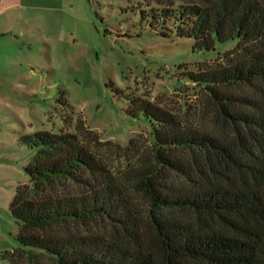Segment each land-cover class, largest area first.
<instances>
[{"label": "trees", "instance_id": "16d2710c", "mask_svg": "<svg viewBox=\"0 0 264 264\" xmlns=\"http://www.w3.org/2000/svg\"><path fill=\"white\" fill-rule=\"evenodd\" d=\"M142 18L198 50L238 41L184 73L229 130L135 96L128 112L149 121L146 147L103 141L81 116L70 131L68 114L57 132L21 136L35 153L8 208L19 245L2 264H264V0L170 1ZM113 155L131 164L117 168Z\"/></svg>", "mask_w": 264, "mask_h": 264}, {"label": "rangeland", "instance_id": "374dc122", "mask_svg": "<svg viewBox=\"0 0 264 264\" xmlns=\"http://www.w3.org/2000/svg\"><path fill=\"white\" fill-rule=\"evenodd\" d=\"M170 1L184 0H28L25 34L0 38V194H14L27 181L24 166L35 149L21 136L57 132L66 114L70 131L81 116L103 141L122 147L132 137L145 147L151 141L143 113L128 112L135 96L198 129L229 130L203 85L184 73L212 65L238 41L198 50L192 38L159 35L142 13ZM112 158L117 168L131 164ZM0 217V233L16 248L18 224L8 208Z\"/></svg>", "mask_w": 264, "mask_h": 264}, {"label": "crops", "instance_id": "0c3cea01", "mask_svg": "<svg viewBox=\"0 0 264 264\" xmlns=\"http://www.w3.org/2000/svg\"><path fill=\"white\" fill-rule=\"evenodd\" d=\"M28 7V0H0V38L12 35L22 37L25 34V27L28 25V22L23 12ZM11 195L0 194V214L2 211L7 212L14 194ZM1 219L0 217V221ZM5 237V235L0 233V254L5 250L15 248L13 243L10 240H6ZM0 264H2L1 260Z\"/></svg>", "mask_w": 264, "mask_h": 264}]
</instances>
